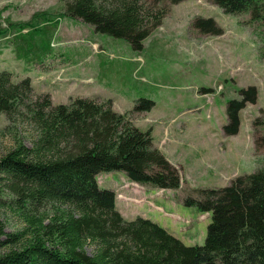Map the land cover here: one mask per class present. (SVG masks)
Wrapping results in <instances>:
<instances>
[{
    "label": "trees",
    "instance_id": "obj_1",
    "mask_svg": "<svg viewBox=\"0 0 264 264\" xmlns=\"http://www.w3.org/2000/svg\"><path fill=\"white\" fill-rule=\"evenodd\" d=\"M58 1L59 12H36L27 21L0 25V48L12 47L16 60L45 69L55 58L51 43L60 20L67 17L140 50L168 13L157 4L185 0ZM203 1L225 15H249L248 24H264V0ZM193 27L205 35L222 34L211 19H196ZM259 58L264 61V39ZM256 95L253 87L240 89V98L227 103L225 137L238 133L239 112L254 104ZM153 106L139 99L133 112ZM0 115L14 142L0 158V211L12 209L24 225L6 233L0 220V264H264L263 164L226 187L201 189L198 198L183 199L184 206L211 219L204 244L186 246L149 219L125 220L113 191L98 187L96 177L111 172L156 190H177L181 182L176 167L153 147L152 130L137 129L127 114L112 110L110 100L75 98L53 105L48 93L34 92L28 77L15 83L10 72L1 71ZM22 124L33 131L28 144L17 136ZM251 127L253 137L264 131V110ZM259 146L264 133L253 140L254 151Z\"/></svg>",
    "mask_w": 264,
    "mask_h": 264
},
{
    "label": "rangeland",
    "instance_id": "obj_2",
    "mask_svg": "<svg viewBox=\"0 0 264 264\" xmlns=\"http://www.w3.org/2000/svg\"><path fill=\"white\" fill-rule=\"evenodd\" d=\"M62 8L58 0H0V25L4 28L7 20L24 22L36 12L56 13ZM156 8L168 13L142 41L140 50L123 39L95 33L78 20L63 18L59 36L51 43L56 60L44 65L50 78L41 82L54 92L53 105L69 104L75 98L110 100L112 110L127 114L137 129L152 130L153 147L176 167L180 186L163 193L146 188L148 201L140 204L127 200L128 205L120 207H124L120 215L128 221L149 219L184 245L201 246L210 215L184 206L183 199L198 198L201 189L226 187L234 178L264 165V146L256 151L253 147L254 138L259 139L264 131L258 129L253 137L251 127L252 120L264 110V61L259 58L264 24H248L249 15H225L203 0L176 5L164 1ZM196 19L213 20L222 34L200 33L193 27ZM37 68L16 60L12 47L0 48V72H10L15 83L30 76L34 92L45 94L37 82L45 74ZM61 69H66L63 81ZM248 87L255 89L256 101L239 112L238 133L225 137L222 127L226 124L227 103L238 100L240 89ZM139 99L154 106L148 112L135 113L133 108ZM6 125L0 115V158L14 147L13 135L4 131ZM16 131L28 144L32 128L22 124ZM96 181L100 189L113 191L118 207L129 180L121 172H111L99 174ZM0 220L6 233L18 232L24 226L9 208L0 211ZM92 249L90 245L85 247L89 254Z\"/></svg>",
    "mask_w": 264,
    "mask_h": 264
},
{
    "label": "crops",
    "instance_id": "obj_3",
    "mask_svg": "<svg viewBox=\"0 0 264 264\" xmlns=\"http://www.w3.org/2000/svg\"><path fill=\"white\" fill-rule=\"evenodd\" d=\"M60 26V25H59ZM60 31H61V28L59 27V29H58V31H57V33H56V35H55V40L58 38V36H59V33H60ZM95 46L96 45H93V47H94V49H95ZM80 50H82V48H76V51H80ZM100 52H102V50H100V51H98L97 53L99 54ZM54 59L56 60V58H53V59H51V60H49V62H52V61H54ZM60 67H62V65H60ZM38 69V71L42 74V73H44L45 75H44V77L43 78H37V82H39V83H41V85H42V87H44L43 89H42V93H48L49 95H51V98H52V96H53V91H51V90H49V89H46V87L48 88L49 87V85H47L46 84V82H41V81H46V80H48L49 78H50V76L48 77L46 74H48V72L49 71H45L44 69H40V68H37ZM62 70V72H61V81H63V80H65L66 78H67V76H66V69H61ZM64 74V75H63ZM28 78L31 80V83H33V88H35V83H34V81H33V79L30 77V76H28ZM36 80V79H35ZM90 80V79H89ZM123 174V173H122ZM124 175V174H123ZM126 177L124 176V179H125ZM123 180V179H122ZM128 185H127V187H124V189H123V192H122V194H123V196L125 197L124 199H119L117 202H118V204H119V208L116 206V202H115V207H116V209H117V211L121 214V209H124V207H122L121 209H120V207L121 206H126V205H128V201L127 200H132L133 201V203H135V202H139L140 204L142 203V202H146V201H148V198H147V191H146V188H150V187H146V186H140V185H137V184H135V183H132V182H129L128 181V183H127ZM151 189V188H150ZM115 190V189H114ZM155 190V189H154ZM162 193H163V190H160ZM125 194V195H124ZM131 202V201H130ZM152 205V204H151ZM158 208V210H161V208L160 207H157ZM153 222V221H152Z\"/></svg>",
    "mask_w": 264,
    "mask_h": 264
}]
</instances>
